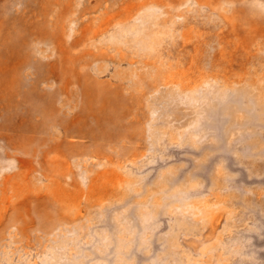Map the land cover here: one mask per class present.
Segmentation results:
<instances>
[{
    "label": "rangeland",
    "instance_id": "374dc122",
    "mask_svg": "<svg viewBox=\"0 0 264 264\" xmlns=\"http://www.w3.org/2000/svg\"><path fill=\"white\" fill-rule=\"evenodd\" d=\"M0 264H264V0H0Z\"/></svg>",
    "mask_w": 264,
    "mask_h": 264
}]
</instances>
